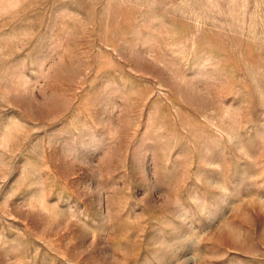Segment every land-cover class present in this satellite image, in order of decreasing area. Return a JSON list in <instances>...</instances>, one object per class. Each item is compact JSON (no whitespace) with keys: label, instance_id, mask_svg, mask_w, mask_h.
<instances>
[{"label":"rangeland","instance_id":"rangeland-1","mask_svg":"<svg viewBox=\"0 0 264 264\" xmlns=\"http://www.w3.org/2000/svg\"><path fill=\"white\" fill-rule=\"evenodd\" d=\"M0 264H264V0H0Z\"/></svg>","mask_w":264,"mask_h":264}]
</instances>
